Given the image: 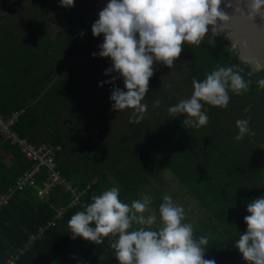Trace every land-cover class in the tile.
I'll use <instances>...</instances> for the list:
<instances>
[{
    "label": "trees",
    "instance_id": "1",
    "mask_svg": "<svg viewBox=\"0 0 264 264\" xmlns=\"http://www.w3.org/2000/svg\"><path fill=\"white\" fill-rule=\"evenodd\" d=\"M108 2L75 0L74 7L64 8L59 0H0L6 9V15L0 16V116L7 120L17 113L13 132L34 146L53 148L56 170L77 188L84 204L68 207L69 194L57 185L37 197L35 187L47 176L44 168L39 169L34 187L14 190L7 204L0 206V264L10 260L12 264H118L110 246L114 237L102 244L73 240L67 222L92 202L93 195L112 187L119 188L123 202L149 178H159L160 168L172 173L203 207L205 218L193 231L196 239L207 238L205 258H214L216 264H246L235 242L247 227L243 219L247 204L264 195L263 103L250 86L239 96L230 92L226 108L205 104L208 123L200 128L182 127L185 117L173 119L167 111L191 96L194 78L203 80L217 65H233L209 33L199 46L185 44L171 69L154 65L143 118L129 120L131 134L115 150L104 149L93 138L90 162H94L84 171L90 137L78 136L79 132L98 114L115 112L109 99L112 85L98 84L116 73L105 76L110 59L92 56L99 51L103 35L93 37L91 26ZM23 11L28 19L19 32L12 25ZM54 64L57 72L45 71ZM3 65L9 68L6 97L1 96ZM116 85L123 88L122 79ZM244 118H249L255 135L237 141L236 121ZM77 143L84 152L68 165L66 160L75 157L70 146ZM30 165L17 145L0 134V196L15 188ZM163 197L158 195L157 212ZM57 210L62 213L56 219Z\"/></svg>",
    "mask_w": 264,
    "mask_h": 264
},
{
    "label": "clouds",
    "instance_id": "2",
    "mask_svg": "<svg viewBox=\"0 0 264 264\" xmlns=\"http://www.w3.org/2000/svg\"><path fill=\"white\" fill-rule=\"evenodd\" d=\"M221 3L222 0H109L99 11L91 31L93 37L103 35V42L97 46L99 51L92 56L110 59L111 67L105 70V76L116 73L98 84L112 85V111L132 109L130 122H139L147 111L143 101L155 74L154 65L171 69L185 44L199 46L209 31L216 36L223 25L241 16L251 20L257 15L264 18V0H228L226 6L235 5L238 16H229L221 9ZM59 6L74 7L75 0H59ZM261 72L264 60L257 59L250 65L249 74ZM117 79H122L123 88L116 85ZM250 84L235 65H217L203 80L194 78L191 96L169 106L168 114L173 119L185 117L181 122L184 128L206 126L205 104L226 108L229 93L239 96L249 90ZM257 84L264 88V77ZM154 104L159 106L160 101ZM236 127L237 141L245 135H255L249 128V118L238 119ZM119 197L118 187L93 195L92 202L68 220L70 238L102 244L105 238L114 237L110 246L118 264H216L214 258H205L207 238L194 237L193 225L183 222L184 208L171 196L164 195L159 205L161 226L157 229H153L157 215L149 207V196L130 204ZM246 211L248 215L243 219L247 227L235 248L246 264H264V195L248 203ZM134 224L140 227L130 230Z\"/></svg>",
    "mask_w": 264,
    "mask_h": 264
},
{
    "label": "rangeland",
    "instance_id": "3",
    "mask_svg": "<svg viewBox=\"0 0 264 264\" xmlns=\"http://www.w3.org/2000/svg\"><path fill=\"white\" fill-rule=\"evenodd\" d=\"M11 9L12 12H14L17 8L16 6L11 5ZM1 15H6V9L0 11V16ZM27 19L28 14L26 11H23L14 25L10 22L9 25L14 26L17 31L20 32L23 28L22 23L26 22ZM0 27H2V25H0ZM131 116L132 111L129 109L114 112L109 116H106V113H100L93 118L87 126L83 127L81 130L82 132L80 131L78 136L85 139L90 137V143L85 148V153L90 155L88 156L89 161L87 160L85 164L84 162L82 163L83 166L85 165L84 171H88L87 169L94 162H90L94 156L93 149L95 148V146H93L95 143H93L92 139L95 138V142L96 140L100 141L101 146L108 151L115 150L119 147V144L123 142L124 137L131 134V131L127 129ZM70 151L72 152V155L75 156L74 161H79L77 156L84 152V147H82L80 143L72 144L70 146ZM158 177L160 178L159 180L154 179L155 177L148 179L145 188H140L138 194L130 199L129 204L133 200L142 199L145 195L149 196L151 200L156 199V195H159V191H162L165 195L171 196L176 204L184 208L185 220L183 222L194 225L199 218V212H201L198 203L193 198L185 195L183 187L179 185L173 174L166 169L160 168ZM74 179L79 181L78 177H75ZM149 207L154 210L153 205H150ZM145 215H147V213H145ZM158 223H160V221L157 219L156 223L153 225V229L159 227L157 226Z\"/></svg>",
    "mask_w": 264,
    "mask_h": 264
},
{
    "label": "water",
    "instance_id": "4",
    "mask_svg": "<svg viewBox=\"0 0 264 264\" xmlns=\"http://www.w3.org/2000/svg\"><path fill=\"white\" fill-rule=\"evenodd\" d=\"M228 0H222L221 9L229 16H238L239 14L233 8L227 7ZM247 12L246 4L244 5ZM218 35L209 34L218 44L224 54L228 57L246 80H250V88L257 95L264 105V88H260L257 80L264 77V72L250 73V65L257 59L264 60V18L260 15L251 17L241 16L239 20L223 25Z\"/></svg>",
    "mask_w": 264,
    "mask_h": 264
},
{
    "label": "built area",
    "instance_id": "5",
    "mask_svg": "<svg viewBox=\"0 0 264 264\" xmlns=\"http://www.w3.org/2000/svg\"><path fill=\"white\" fill-rule=\"evenodd\" d=\"M17 116V113H13L9 118H7V120H3L2 116H0V134L12 144L17 145L19 151L26 159H28L31 165L29 169L25 170L20 175L16 182L15 188L0 196V206L7 204L14 190H21L25 186L34 187V175L41 168L45 169L47 176L39 187H35L37 197H42V195H44L48 189L57 185L69 194L70 202L68 207L74 206L78 203L84 205L79 200L80 193L77 188H74L71 184L64 180L56 170L53 158V148L44 144L34 146L30 144L26 138H20L15 132L12 131L11 127L16 122ZM61 213L62 210H57L55 218H59ZM38 232L40 233V230ZM29 240H32V237H29ZM7 264H12V261H8Z\"/></svg>",
    "mask_w": 264,
    "mask_h": 264
},
{
    "label": "crops",
    "instance_id": "6",
    "mask_svg": "<svg viewBox=\"0 0 264 264\" xmlns=\"http://www.w3.org/2000/svg\"><path fill=\"white\" fill-rule=\"evenodd\" d=\"M4 8L2 7V6H0V11L1 10H3ZM9 70V68H7V70H6V67L3 65V72H2V75H3V84H2V97H6V95L7 96H9V93H8V90H9V87H7L6 88V86H5V75H6V72ZM45 71H52V72H57V66L54 64V65H51V67L48 69V70H45ZM7 90V91H6ZM24 100H25V98H23ZM21 100V99H20ZM82 132V131H81ZM74 158L75 157H71V158H69V159H67L66 160V163L69 165H72V163H73V161H74ZM83 163V162H82ZM150 179V178H149ZM154 179H157V180H159L160 178H154ZM147 182V181H146ZM146 182L145 183H143L139 188H138V190H137V192L136 193H132V194H128L126 197H125V199H124V201L123 202H125V203H129V201H130V199L132 198V197H135L137 194H138V192L140 191V188H142V189H144L145 188V184H146ZM180 185V184H179ZM181 186V185H180ZM182 187V186H181ZM183 189H184V193H185V195H187L188 197H190V198H193L197 203H198V205H199V208H200V210H201V212H199V218H198V220H197V222L193 225V230H195V229H199V228H197L198 227V224H199V222L201 221V220H203L204 218H205V211H204V209H203V207L200 205V203L197 201V199L195 198V197H193L192 195H190L189 193H188V191H187V189L186 188H184L183 187ZM159 195L161 194V195H165L162 191H159V193H158ZM157 196L158 195H156V199H153V200H151L152 202H151V206L153 205V207H154V211H155V213H156V215H157V219L159 220V215H158V212H157V210H156V204L158 203L157 202ZM186 196V197H187ZM160 221V220H159ZM157 226H161L160 225V223H158L157 224ZM138 227H140V225H136V224H134L133 225V229H130V230H134V229H136V228H138ZM158 227V228H159ZM154 229H157V228H154Z\"/></svg>",
    "mask_w": 264,
    "mask_h": 264
}]
</instances>
